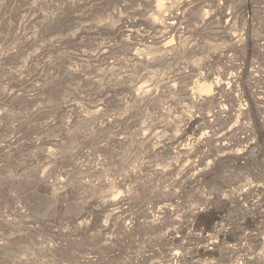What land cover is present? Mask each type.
<instances>
[{
  "label": "rangeland",
  "instance_id": "374dc122",
  "mask_svg": "<svg viewBox=\"0 0 264 264\" xmlns=\"http://www.w3.org/2000/svg\"><path fill=\"white\" fill-rule=\"evenodd\" d=\"M0 264H264V0H0Z\"/></svg>",
  "mask_w": 264,
  "mask_h": 264
}]
</instances>
